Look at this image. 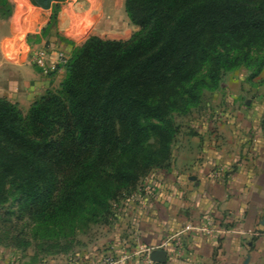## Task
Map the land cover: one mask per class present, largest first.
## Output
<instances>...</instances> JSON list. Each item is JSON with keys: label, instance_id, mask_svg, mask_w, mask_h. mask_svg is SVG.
<instances>
[{"label": "trees", "instance_id": "1", "mask_svg": "<svg viewBox=\"0 0 264 264\" xmlns=\"http://www.w3.org/2000/svg\"><path fill=\"white\" fill-rule=\"evenodd\" d=\"M31 1L52 10L60 0ZM125 9L140 31L75 47L60 88L27 115L0 96V231L34 262L73 254L80 235L111 224L114 203L171 165L180 119L227 75L244 68L253 81L264 70V0H126ZM12 15L0 0V16Z\"/></svg>", "mask_w": 264, "mask_h": 264}, {"label": "crops", "instance_id": "2", "mask_svg": "<svg viewBox=\"0 0 264 264\" xmlns=\"http://www.w3.org/2000/svg\"><path fill=\"white\" fill-rule=\"evenodd\" d=\"M92 8L86 12L69 8L61 14L60 22L70 21L65 27L67 40H72L68 35L74 27L85 26L87 14L91 22H99ZM41 24L43 20H36L37 27ZM43 27L34 29L36 34ZM21 30L17 27L10 38L0 37V96L18 104L27 115L47 91L60 88L66 67L58 66L51 75L42 73L32 64V47L21 38ZM101 33L96 27L92 36L106 39ZM22 44L25 49H19ZM63 47L71 57L78 46L55 41L53 61ZM14 49L18 50L16 56ZM237 79L229 74L222 88L235 98L247 91L246 87L240 90ZM225 107L219 106L225 112L223 118L209 116L187 124L177 136L171 165L152 174L151 195L127 201L129 231L138 248L161 245L173 238L163 249L168 253L163 264H264V119L253 118V111L245 105L227 106V113ZM189 224L202 230L180 234ZM28 255L34 253L0 250V264H31L26 263ZM76 255L46 258L42 264H79ZM96 260L102 263L101 258ZM147 263L143 254L136 264Z\"/></svg>", "mask_w": 264, "mask_h": 264}, {"label": "rangeland", "instance_id": "3", "mask_svg": "<svg viewBox=\"0 0 264 264\" xmlns=\"http://www.w3.org/2000/svg\"><path fill=\"white\" fill-rule=\"evenodd\" d=\"M22 1V4L19 5L16 0H10L13 5V15L11 18L3 19L0 16V37L10 38L14 32V29H16L17 27L21 28V38L23 40H27L29 45L32 47V50L30 51L32 64L36 68L38 67L35 65L33 60L34 52L41 48H48L51 50L52 44L55 41L57 43H70L73 45V47H80L90 37H92V33L94 32L96 27L100 32L105 33V36H103L109 40L128 38L129 36H133L140 31V28L133 25L127 15L125 9L126 0H60L56 3L55 7L52 10H43L41 8H38L33 5L31 0ZM91 6L93 7L92 11L97 14L99 22L94 23L93 20L91 22L89 20L91 18V15L89 16V14H87L83 18L86 21L85 26L81 28L74 27L68 35L70 36V38H72V40H67L65 27L69 25L68 23H70V21L65 20L64 22H60L59 18L61 17V14L65 11H68L69 8L79 9L83 12H86L90 9ZM56 11H58L57 21L52 22L51 25L48 26L51 22V16ZM71 17L74 18L76 16L71 13ZM38 18H41L40 20H43V24L37 27V25H35V22L36 20L38 21ZM48 18L49 21L47 24H45ZM31 22L32 25L29 26L28 24H30ZM11 24L13 28L12 31L10 30ZM14 24L16 25V27ZM42 27L43 29L40 31V33L36 34L34 29ZM80 30L86 32L84 33L82 39L77 40L74 37V33L75 31ZM9 45L10 44H8L7 47L10 49ZM21 48L25 49V46L22 44L19 49ZM61 51L66 53V49H64V47ZM14 54L16 56L18 54V50L14 49ZM40 71L44 73L42 70ZM53 72L54 71H51L49 74H44L51 75ZM232 74L233 76L238 77L237 82L240 90L241 87L247 88V91L245 89L243 90V97L239 96V98H235L232 93H229L227 91L224 92L222 89L215 93H206L202 106L198 110L193 111L190 116L180 119V131L184 132V129L187 128V124L202 120L203 118H208L209 116H211L212 118H216V116L223 118V114L225 112L219 108L220 105L226 106V113L229 108L227 106L239 104L241 108L245 105L250 108L251 111H253V118L264 119V70L260 77L256 78L253 81L248 80L249 71L247 69L243 68L233 72ZM247 103H249V105H246ZM196 129H200V126ZM153 191L154 190L150 191L147 194L151 195ZM128 200L129 199L123 202L120 201L119 203H114V216L111 224L93 226V228L88 233L80 235L74 251V253L77 254L75 256L77 263L99 264L98 262H96V259L101 258V264H104L105 261L111 256L109 258V262H113L114 264H116V262L118 264H125L126 262H128L129 264H136L138 260L142 258L143 254L146 256V263L148 262L147 259L149 255L148 252L144 250H146L148 247L156 245L141 248H138V246L135 245V240L132 238L133 234L131 233V231H129L130 227L128 225V212L126 207V204H128ZM4 239L5 238L3 232L0 231V250L3 251L12 249L6 247V244H8V242L3 241ZM29 252L34 253L33 250H30ZM107 252H109V255H106ZM61 256L62 255H50L46 258L56 260ZM29 257L30 258H26V263L30 262L31 264H42L44 261V259L40 257L37 261L34 262V260H32L34 255H30Z\"/></svg>", "mask_w": 264, "mask_h": 264}, {"label": "built area", "instance_id": "4", "mask_svg": "<svg viewBox=\"0 0 264 264\" xmlns=\"http://www.w3.org/2000/svg\"><path fill=\"white\" fill-rule=\"evenodd\" d=\"M51 55H52V52L48 48H41V49L34 52V56H33L34 63L45 74H49L51 71H55L57 69V67L60 65L66 67V65L69 63L70 58H71L66 53L61 51V52L57 53V60L53 61L51 58ZM152 190H154L153 184L150 181H146V182L141 183V185L138 189V193H139V195L147 194ZM194 230H202V229L197 228V227L189 224V225L185 226V228L180 232V234H183V233H186L189 231H194ZM172 241H173V238H171L170 240H167L166 242H164L161 245L148 247L146 250H144V251L148 252V255H149L147 261L149 263H152L153 261L150 258L151 253L156 251V250L167 249ZM109 258L105 261V263L106 264H114L113 262H109ZM116 264H118V263L116 262Z\"/></svg>", "mask_w": 264, "mask_h": 264}, {"label": "water", "instance_id": "5", "mask_svg": "<svg viewBox=\"0 0 264 264\" xmlns=\"http://www.w3.org/2000/svg\"><path fill=\"white\" fill-rule=\"evenodd\" d=\"M168 253L165 250H156L151 253L150 258L153 262L165 263L167 261Z\"/></svg>", "mask_w": 264, "mask_h": 264}, {"label": "bare ground", "instance_id": "6", "mask_svg": "<svg viewBox=\"0 0 264 264\" xmlns=\"http://www.w3.org/2000/svg\"><path fill=\"white\" fill-rule=\"evenodd\" d=\"M17 1V3L20 5V4H22V0H16ZM38 20H40L39 18H38ZM86 32V31H85ZM83 30H80V31H75V33H74V37L77 39V40H80V39H82V37H83V35H84V33H85Z\"/></svg>", "mask_w": 264, "mask_h": 264}]
</instances>
